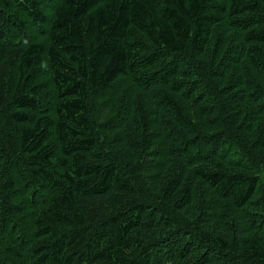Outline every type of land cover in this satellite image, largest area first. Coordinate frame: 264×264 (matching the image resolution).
<instances>
[{
	"label": "trees",
	"instance_id": "16d2710c",
	"mask_svg": "<svg viewBox=\"0 0 264 264\" xmlns=\"http://www.w3.org/2000/svg\"><path fill=\"white\" fill-rule=\"evenodd\" d=\"M0 264H264V0H0Z\"/></svg>",
	"mask_w": 264,
	"mask_h": 264
}]
</instances>
